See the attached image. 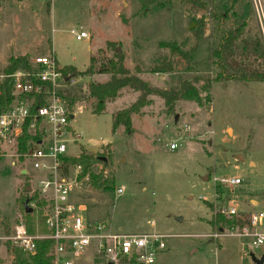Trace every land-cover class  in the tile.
<instances>
[{"label":"rangeland","instance_id":"374dc122","mask_svg":"<svg viewBox=\"0 0 264 264\" xmlns=\"http://www.w3.org/2000/svg\"><path fill=\"white\" fill-rule=\"evenodd\" d=\"M261 3L264 11V0ZM231 15L236 24L247 23L246 41L258 39L264 46L263 26L252 0H241ZM199 17L177 1L143 10L132 0H0V75H5L11 57L21 56L29 62L54 56L63 68L83 72L92 56L98 64L112 59L107 43L114 42L131 72L153 87L171 89L180 80L199 77L194 82L202 106L180 100L169 110L163 99L151 95L140 114L132 116L134 132L127 134L123 127L112 132L113 117L133 105L140 93L125 89L106 112L96 115L87 83L106 82L110 76H65L70 79L61 86L62 96L68 103L69 97L77 100L74 106L69 104L72 111L83 106L70 121V129L82 138L70 144L68 154L78 158L98 149L93 155L100 160L92 162L91 172L112 187H91L88 175L80 177V168L71 201L86 206L83 218L91 224H105L124 234L166 235L156 264H255L250 254L260 258L264 249L251 253L248 240L230 235L227 228L220 235L210 221L221 206L233 202L247 211H264V81H214V71L196 67L206 63L210 45V26L204 29ZM72 30L88 37L78 41ZM164 43H177L188 53L197 46L191 54L193 69L183 64L174 73H152L154 60L171 57ZM208 79L211 83L204 89ZM26 168L30 171L17 152L16 140H0V235L2 222L10 220L13 225L18 205L31 196L27 188L34 186L32 171L21 172ZM234 177L242 179L237 187L213 181ZM119 186L125 187L120 197ZM12 260L7 246L0 245V262ZM77 264L107 262L91 250Z\"/></svg>","mask_w":264,"mask_h":264},{"label":"built area","instance_id":"2783aa9c","mask_svg":"<svg viewBox=\"0 0 264 264\" xmlns=\"http://www.w3.org/2000/svg\"><path fill=\"white\" fill-rule=\"evenodd\" d=\"M252 1L264 38L262 3ZM71 33L78 41L88 37L84 31L72 30ZM29 64V70L0 75V85L6 77L12 79L15 96L14 102L0 114V140H17L26 126L30 133L36 134L29 141L27 151L19 154L32 171L31 196L18 205L12 233L0 235V245L10 242L31 255L36 252L38 241H50L52 264H77L91 250L103 256L107 264H156L158 255L166 247V235L157 231L124 234L105 224H91L83 218L86 206L71 201L72 186L77 183L81 167L72 166L73 157L68 151L70 144L82 137L70 129V121L83 112V106L72 111L62 96L61 86L67 85L69 78L54 56L35 57ZM43 93H46L44 103L37 106L36 96ZM170 148L175 150L176 145ZM25 171L29 175V169ZM213 181L230 187L242 183L238 177L214 178ZM124 193L125 187H117L116 196ZM238 206L233 202L218 210L229 218L248 217L243 228L233 227L229 234L248 240L251 253L264 249V211H247ZM219 233L222 235L223 230Z\"/></svg>","mask_w":264,"mask_h":264},{"label":"trees","instance_id":"16d2710c","mask_svg":"<svg viewBox=\"0 0 264 264\" xmlns=\"http://www.w3.org/2000/svg\"><path fill=\"white\" fill-rule=\"evenodd\" d=\"M139 3L143 10H149L153 6H163L165 4L177 1L181 3L185 10L199 16L200 23L204 29L210 26L208 39L210 45L208 48L209 58L206 63H197L196 67L205 66L206 70L214 71V81H236L250 82L264 81V46L258 39L246 41L243 36L247 23L242 22L236 24L232 19L231 12L236 9L240 0H226L228 7H225V0H132ZM242 43V46L239 45ZM163 47L169 48L171 57H163L154 60L151 72L154 74H168L180 71L183 64L190 71L193 69L191 63V54L196 51L197 46L190 52H183L177 43H164ZM107 48L113 51L114 57L106 62L98 64L95 56L91 57V65L83 72H79L75 67L69 66L63 68L66 77L71 78H92L95 75H109L110 79L106 82L89 81L87 83L88 98L93 100V113L96 115L106 112L109 104L116 102L122 95L123 90L130 89L140 93L138 100L130 107L118 111L113 117L112 132L123 127L127 134L134 132L132 126V116L138 115L141 109L148 104L147 97L156 95L165 101L169 110H172L177 101L184 100L195 102L200 106L203 105V98L199 89L195 86V82L199 81V77L194 80H180L178 84L171 89H161L151 86L149 83L141 79L137 74L125 65V55L122 51L117 52V46L114 42H108ZM102 52V50H99ZM263 64H261V62ZM30 64L27 57H11L9 65L4 70L5 75L13 74L18 70H29ZM137 72H141L140 68H136ZM187 71V70H186ZM70 79V78H69ZM195 81V82H194ZM211 80H207V84ZM36 96L37 106L44 103V96ZM15 100L13 94L12 79L6 77L0 85V114L6 110ZM71 107L77 101L75 98L69 97ZM36 134L30 133L27 126L24 128L22 136L17 138V152L23 154L28 149V143ZM100 160L93 154L82 152L78 158L71 159L74 165L82 168L80 177L89 176L90 186L99 190L111 189L108 181H102L97 175L91 172L92 162ZM237 187V186H236ZM218 192L220 187H217ZM241 193L244 191L241 190ZM27 200V197H24ZM248 221L247 215L241 218H229L221 213H217L210 221L212 229L216 226L219 230L227 228H243ZM12 224L10 220L2 222L3 233L10 235L12 233ZM7 250L13 256L11 264H52L50 249L52 243L50 241H38L37 249L34 254H26L22 250L6 243ZM126 263V262H123ZM0 264H4L0 262Z\"/></svg>","mask_w":264,"mask_h":264},{"label":"water","instance_id":"95a60500","mask_svg":"<svg viewBox=\"0 0 264 264\" xmlns=\"http://www.w3.org/2000/svg\"><path fill=\"white\" fill-rule=\"evenodd\" d=\"M116 51L119 52V51H121V49L120 48H117ZM89 152L91 154H96L98 152V149L93 148V149L89 150ZM205 180H207V178H205ZM27 191H30V188H28ZM27 211L28 212H31V210L29 208L27 209ZM179 220H180V218H179ZM250 256H251V258H252V260H253V262L255 264H264V255L262 257H260V258H258L257 256H255V254H250Z\"/></svg>","mask_w":264,"mask_h":264},{"label":"crops","instance_id":"0c3cea01","mask_svg":"<svg viewBox=\"0 0 264 264\" xmlns=\"http://www.w3.org/2000/svg\"><path fill=\"white\" fill-rule=\"evenodd\" d=\"M240 2H241V0H240ZM239 2V3H240ZM239 5V4H238ZM238 5H237V7H238ZM237 7H236V10H237ZM237 13V12H236ZM250 29H249V27H248V25H247V27H246V29H245V33H244V35H247V33H248V31H249ZM246 40H248L247 38H245ZM252 39V38H251ZM250 40V39H249ZM60 66V65H59ZM62 67V66H61ZM63 68V67H62ZM22 173H24V174H26V171H25V169H23L22 171H21ZM28 188H30V190H31V186H29ZM28 188H27V190H28ZM253 203H254V201H252ZM256 203V202H255ZM16 219V218H15ZM15 224V223H14ZM14 224H13V226H14ZM13 226H12V228H13Z\"/></svg>","mask_w":264,"mask_h":264}]
</instances>
